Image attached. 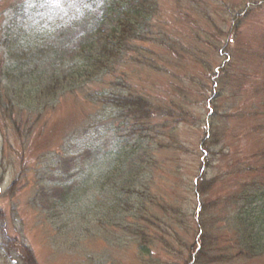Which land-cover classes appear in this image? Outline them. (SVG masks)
Here are the masks:
<instances>
[{"label": "rangeland", "instance_id": "rangeland-1", "mask_svg": "<svg viewBox=\"0 0 264 264\" xmlns=\"http://www.w3.org/2000/svg\"><path fill=\"white\" fill-rule=\"evenodd\" d=\"M27 1L30 12L53 0ZM152 14L144 25L147 41L138 46L139 63L118 64L112 74L84 85L73 76L60 84L50 78L63 72L58 52L63 40L69 39V57L90 38L89 25L79 32L60 30L53 45L30 56L50 72L40 79L35 73L43 71L33 60L10 63L7 40L24 17L0 16V264H200V202L210 197L200 195L203 180L223 175L217 191L227 197L247 192L240 186L251 182L263 186L264 0H156ZM27 64L37 79L29 76L31 84ZM46 80L50 88L43 98L32 102L24 96ZM117 94L151 103L154 113L144 131L129 135L132 130L124 125L111 129L121 124L109 108ZM101 117L104 122L92 121ZM134 124L130 127L137 129ZM125 137L135 149L143 147L131 161H144L143 150L153 155L123 190L131 202L147 191L156 224H140L155 239L148 241L151 252L145 256L137 234L123 230L126 219L103 228L95 215L112 194L114 180L104 181L106 189L100 182L112 158L108 152ZM84 176L91 183L83 193L90 198L82 200V192H74ZM218 211L226 214L221 205ZM219 224L213 232L222 238L211 251L226 259L203 264H264V255L241 254L237 225L231 231L230 224L229 230Z\"/></svg>", "mask_w": 264, "mask_h": 264}, {"label": "trees", "instance_id": "trees-1", "mask_svg": "<svg viewBox=\"0 0 264 264\" xmlns=\"http://www.w3.org/2000/svg\"><path fill=\"white\" fill-rule=\"evenodd\" d=\"M6 1L8 2V0H0V6L5 4ZM27 2V0H14L6 8L0 9V16L12 14L13 16L24 17L16 35L9 36L7 40L6 47L11 56L10 63H15V61L31 62L33 60V63L43 71L35 73L39 74V78L41 79V74L48 75L50 72L42 69L43 62L35 60L34 57L29 60L30 56L36 54L39 56L45 47L53 45L55 40H57L55 36L60 30L65 31L66 34L71 33L70 31L72 30L79 32L80 28H82L81 26L89 25L90 38L73 49V56L70 55L68 57L69 39L63 40L66 43L63 44L61 50H58L57 45L53 46L54 50L56 48L64 56L62 58L63 72H60L61 75L54 74L55 76L50 78V81L57 79L56 82L59 81L60 84V79L67 80L73 76L78 78L82 85L88 82H97L99 78L112 74L118 64L122 66L126 61L139 63V57L137 56L138 46L141 45V42L147 41L144 38V25L149 26V22L153 18L152 11L156 5V0H53L47 4L43 3L44 8L42 9L35 8L30 12H26ZM35 11H38V13H35ZM106 25H109V27L107 28ZM65 57H68L70 60H67ZM25 66L29 73L26 74V79L31 84V80L35 81L37 79L34 74L30 76L31 66L29 64ZM11 77L12 75L9 76V79ZM48 81L38 83L32 90L24 93V96L31 98L32 102L36 101L37 97L41 96L43 98V93L50 88V86L45 85ZM29 87L31 86L29 85L27 89ZM38 90L41 92H38ZM57 91L55 92L56 94H58ZM94 94H97V97L102 95L99 91H96ZM107 98L109 101L112 97ZM142 98L134 94H129L128 96L117 94L116 97L111 99L112 102L109 104V108L113 110L114 117L121 120L120 125H112V130L116 128L124 129V127H121L122 125L132 130L129 135H134L136 133L135 130L138 129H141V131L145 130L144 121L147 123V121L152 119L154 110L151 103L146 102ZM97 120L104 122L105 117L92 119V121ZM130 122L133 124L135 122L133 126L137 127V129L130 127ZM94 126L98 129L101 128V125L97 123H94ZM115 131L119 132V130ZM126 138H120L116 143V149L108 152L112 158L106 170L102 172L100 182L106 189L104 181L114 180L112 194L102 201L98 210L97 208L95 209V215L100 226L103 228H116L118 222L121 221L120 223L123 225V221L126 219L129 223L122 227L123 230L137 234V237L141 241L140 254L145 256L151 252L148 241L152 240V243L155 239H149L146 229L141 227L140 224L148 223L154 226L156 224L154 216L148 212L147 191H144L143 195H136L135 199L131 202L132 197H130L131 200L125 198L123 190L126 189L127 191L129 189L134 181L131 178L145 164L147 159L153 158V155L148 150H143L147 153L144 161H131L132 155L137 156L139 154L138 151L143 147L139 144V141H134V144H139L142 147L135 149L134 145L131 146ZM91 142L89 141L88 145ZM126 144L128 145L125 146ZM128 168L129 170H127ZM246 170L252 171V168L248 167ZM222 176L219 175L211 181L203 180L201 185L202 192L200 195L202 196V193L205 195L209 193L210 197L208 196L200 202L202 219L199 222L201 221L202 224V233L199 236L201 248L197 252V256H200V264L225 261L226 259L225 256L214 255L211 251L212 247L217 246L218 239L222 238L221 234L220 238L213 232L216 222L220 223L218 226L220 229L227 228L229 230L228 224H230L231 231V226L233 224L237 225L235 236L239 247L242 249L241 254L250 258L264 255V184L263 186L255 182L245 184L240 187L249 189L247 192L239 191V195L227 197V194L224 192L217 191L224 184ZM84 177L85 179L80 178L82 182L77 185L76 192H74L77 196L82 192V200L90 198V196L86 197L83 193L84 190L90 189L89 184L91 183L87 179V176ZM97 182L98 179L95 183ZM98 183L96 186H98ZM121 184L125 186L120 187ZM133 187V191H135L138 186L133 185ZM255 187L257 190L254 189ZM215 190L218 194H211V191ZM220 198L222 202L219 201ZM219 205L226 210L225 217L218 211ZM163 210L165 209L163 208ZM210 210L212 213L210 218H208L206 213ZM109 213L112 215L111 219H108ZM135 221L139 223L132 224ZM161 239L158 238L159 242L164 246H170L168 241Z\"/></svg>", "mask_w": 264, "mask_h": 264}]
</instances>
